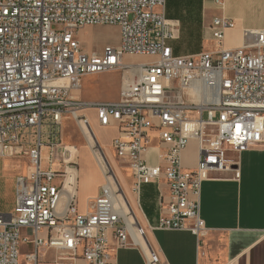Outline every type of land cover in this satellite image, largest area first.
<instances>
[{"label":"built area","instance_id":"1","mask_svg":"<svg viewBox=\"0 0 264 264\" xmlns=\"http://www.w3.org/2000/svg\"><path fill=\"white\" fill-rule=\"evenodd\" d=\"M165 1L0 0V156L19 149L29 163L15 179L13 212L0 213V264H18L22 242L34 246L26 264H40L39 251L46 249L69 260L111 264L109 232L118 247L133 233L143 235L109 170L92 212L79 213L74 194L60 204L68 174L58 167L54 147L64 113L87 126L77 112L89 106L101 126L117 123L112 147L132 171L134 190L159 180L169 189L157 225L165 230L201 232V183L211 171L230 166L227 150L264 147V29L248 32L246 43L228 49L222 42L233 20L215 17L209 28L215 49L175 55ZM89 25L117 26L118 44L84 51L77 33ZM125 54L156 59L126 64ZM117 68L129 78L118 100L86 104L69 97L82 75ZM152 128L166 147L158 165L144 156ZM192 138L199 159L187 169L181 154ZM22 228L29 237L20 235ZM145 262L159 259L149 250Z\"/></svg>","mask_w":264,"mask_h":264},{"label":"crops","instance_id":"2","mask_svg":"<svg viewBox=\"0 0 264 264\" xmlns=\"http://www.w3.org/2000/svg\"><path fill=\"white\" fill-rule=\"evenodd\" d=\"M163 11L173 30L168 44L179 56L216 48L209 29L215 17L233 20V26L225 30L222 42L228 49L246 43L248 32L264 29V0H166ZM138 55L125 54L123 62L132 63L128 59ZM105 72L108 70L82 75L78 86L69 90V97L86 104L118 100L129 78L119 71V76L108 88H93L94 79H99ZM110 91L112 94H108ZM77 114L86 117L87 126L72 114L64 113L59 142L54 147L58 167L68 174L60 204L66 202L69 194H74L77 211L92 212L109 170L131 214L130 220L143 229V235L133 233L125 245L119 247L109 232L111 264H146L145 256L149 250L158 256V264H264V147L240 152L227 150L230 166L211 171L209 178L201 183L200 217L205 226L201 232L165 230L157 225L160 206L170 197L166 183L152 181L135 191L132 171L125 160L116 156L112 147V141L119 137L117 123L111 121L109 125L101 126L96 110L89 106L80 108ZM192 116H197V112H192ZM165 149L158 129L152 128L145 159L150 165L161 164ZM0 157L25 161L26 166L13 174L14 179L26 173L29 163L24 151L16 149L11 155ZM198 159L199 144L192 138L182 151V166L194 169ZM11 200L15 206V192ZM20 235L29 237V231L22 228ZM33 250L32 243L22 242L18 264H26L25 255ZM58 257L59 252L53 249L39 251L40 264H53L54 261L87 264L81 257L74 260H58Z\"/></svg>","mask_w":264,"mask_h":264},{"label":"rangeland","instance_id":"3","mask_svg":"<svg viewBox=\"0 0 264 264\" xmlns=\"http://www.w3.org/2000/svg\"><path fill=\"white\" fill-rule=\"evenodd\" d=\"M85 27V29L82 28L83 30L77 33V38L84 51H100L107 44H113L115 42L118 44L119 42L120 30L115 25H89ZM155 59V56L140 54L130 57L128 61L132 63L153 62ZM119 71V68L111 69L99 75V79H94L92 87L98 89L105 86L108 88V85H112L119 76ZM108 94H112V92L110 91ZM88 112L93 113L91 110ZM25 166L26 163L23 160L18 161L0 157V213L13 212L14 206L11 200L15 192V179L13 174ZM60 256L63 258L62 260L66 259L65 255L59 254Z\"/></svg>","mask_w":264,"mask_h":264},{"label":"bare ground","instance_id":"4","mask_svg":"<svg viewBox=\"0 0 264 264\" xmlns=\"http://www.w3.org/2000/svg\"><path fill=\"white\" fill-rule=\"evenodd\" d=\"M129 227L131 228V223H129Z\"/></svg>","mask_w":264,"mask_h":264}]
</instances>
